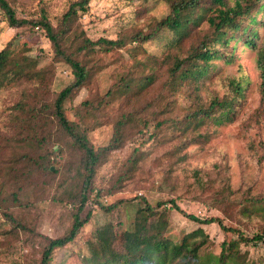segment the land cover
<instances>
[{
  "label": "trees",
  "instance_id": "obj_1",
  "mask_svg": "<svg viewBox=\"0 0 264 264\" xmlns=\"http://www.w3.org/2000/svg\"><path fill=\"white\" fill-rule=\"evenodd\" d=\"M163 1L168 9L165 14L145 27L134 26L145 14L146 7H138L132 24L110 39L91 38L81 23L90 0H69L55 24L44 12L36 18L18 17L9 0H0V13L15 29L14 36L0 49V87L6 81L32 76L37 56L29 55V47L16 54L13 45L20 35L33 31H40L48 39L52 62L66 63L73 75L59 91H53L47 82L22 88L10 107L9 157L0 160L4 165L0 174V259H8L16 244L21 246L36 234L43 244L34 264H51L54 250L71 242L89 219L90 209L83 216L80 214L85 203L93 201L110 209L112 205L104 206L99 197L125 187L137 171L143 154L139 145L133 146L122 170L113 175L108 185H101L96 179L98 169L111 152L136 135H140L141 144L152 140L165 147L162 154L167 176L188 164L187 147L203 146L211 128L234 120L242 103L247 86L244 77H227L228 88L221 94L206 85L207 77L215 72L211 69L213 60L232 62L240 45L255 52L259 93L258 105L243 126L255 127L264 122V39L259 36V26L264 25V0ZM160 36L164 40L162 51L147 53L144 44ZM112 47L124 48L137 68L132 73L118 72L102 94L87 91L79 103L70 107L73 118L68 116L65 101H72L82 88H88L93 68L76 56ZM179 95L185 100L182 105ZM114 102L118 111L109 115L111 135L106 144L96 145L90 140V132L103 124L105 110ZM69 146L77 152L78 159L74 191L67 198L71 221L66 232L51 237L36 231L33 204L20 199V194L26 188L35 191L50 186L56 174L51 165ZM164 170L161 176H165ZM192 176L193 183L207 191L205 203L223 214L234 209L247 216L264 215V193L251 195L245 188L234 195L225 157L213 161L209 168L194 167ZM139 198L144 202L139 209L145 220L141 227L115 242L105 231H98L85 242L81 264H166L167 257L173 260L180 253L184 257L179 264H246L240 244L264 241V226L259 232L246 235L239 227L225 223L222 216L200 218L187 213L174 198H160L154 203L143 196ZM166 209H175L196 223L218 225L225 235L218 254H200L207 238L194 239L197 231L175 242L160 230H148V218L154 219ZM3 222L7 227H1Z\"/></svg>",
  "mask_w": 264,
  "mask_h": 264
},
{
  "label": "rangeland",
  "instance_id": "obj_2",
  "mask_svg": "<svg viewBox=\"0 0 264 264\" xmlns=\"http://www.w3.org/2000/svg\"><path fill=\"white\" fill-rule=\"evenodd\" d=\"M9 1L13 4L18 17L36 18L44 12L55 24L69 0ZM138 7H146L144 16L134 23V26L138 27H145L168 10L163 0H90L89 11L83 14L80 20L91 38L104 36L111 39L132 24ZM14 34L15 29L8 25L4 15L0 13V49ZM259 36L264 39V25L259 26ZM13 47L16 54L23 47H29V55L37 56V62L30 78L6 81L0 87L1 161H6L9 157L7 138L10 131V118L8 114L13 100L20 95L22 88L47 82L53 91H59L73 79L72 72L66 63L52 62L48 39L40 31L20 35L14 41ZM163 47L162 36L144 44L146 52L153 54L160 53ZM76 57L81 62L91 63L93 68L88 88H82L72 101L66 100L64 103L67 115L72 118L70 107L79 103L87 95V91L92 95L102 94L114 81L118 72L132 73L137 68L134 59L124 48L119 47L106 48L100 52L90 50ZM213 61L211 69L217 74L214 76L212 73L207 77L206 85L210 89L221 94L228 88L226 79L231 76H242L247 83L244 98L238 106L234 120L212 127L210 136L203 146L189 145L187 147L188 164H185L183 168L175 169L170 176L166 175L168 167L165 156L162 154L165 147L155 145L152 140L141 144L140 135H136L122 147L113 150L108 160L98 169L97 183L108 185L113 175L122 170V165L127 161L135 145H139L143 151L137 171L126 182L125 187L115 193L102 194L99 197V201L104 206L112 205L110 209L101 208L93 201L85 203L80 214L83 216L90 209L89 219L71 242L54 250L51 264H81L79 259H81L85 242L92 239L98 231H105L106 236L114 242L131 236L141 227V223L145 222L139 210L144 206L140 196L150 203L160 198H174L179 207L187 213L198 215L200 218L222 216L225 223L239 227L246 235L259 232L264 226L263 214L247 216L235 212L234 209L223 214L214 205L206 204L204 200L207 197V191L193 183L194 167L209 168L213 161L223 156L227 165L229 183L235 190L234 195L240 194L245 188L251 195L264 193V122L255 127L243 126V122L254 111L259 101L255 52L240 45L232 62ZM178 102L181 105L185 103L182 95L178 96ZM107 108L103 118L100 117L103 124L90 132V140L96 145L106 144L111 135L109 115H114L118 111L117 102L110 104ZM57 160L51 165V169L56 170V174L50 186L38 187L35 191L26 188L20 194V199L31 201L33 204L36 231L51 237L66 232L70 225L71 204L67 198L74 191L72 186L78 162L77 152L69 146L65 148L64 153L58 155ZM3 168L4 165L0 163V174ZM162 170L166 177L161 176ZM159 213L153 217L154 219L148 218L146 222L150 226L148 230L152 229L153 232L160 230L175 242H179L183 235L197 231L194 239L204 236L207 238L201 247L200 254L212 257L218 254L220 242L225 237L218 225L196 223L175 209H166ZM1 227H7V225L3 222ZM42 244V238L35 234L21 246L19 243L16 244L9 258H1L0 264H34ZM240 251L245 254L246 264H264V241L241 243ZM183 257V253L173 260L167 257L165 263L179 264Z\"/></svg>",
  "mask_w": 264,
  "mask_h": 264
}]
</instances>
